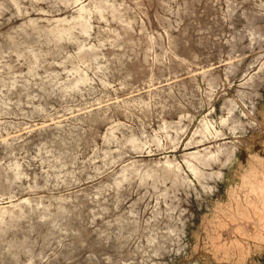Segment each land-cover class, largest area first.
<instances>
[{
	"label": "rangeland",
	"instance_id": "1",
	"mask_svg": "<svg viewBox=\"0 0 264 264\" xmlns=\"http://www.w3.org/2000/svg\"><path fill=\"white\" fill-rule=\"evenodd\" d=\"M0 264H264V0H0Z\"/></svg>",
	"mask_w": 264,
	"mask_h": 264
},
{
	"label": "bare ground",
	"instance_id": "2",
	"mask_svg": "<svg viewBox=\"0 0 264 264\" xmlns=\"http://www.w3.org/2000/svg\"><path fill=\"white\" fill-rule=\"evenodd\" d=\"M21 247V246H20ZM17 248V247H16Z\"/></svg>",
	"mask_w": 264,
	"mask_h": 264
}]
</instances>
